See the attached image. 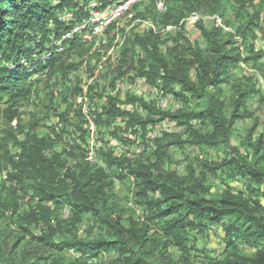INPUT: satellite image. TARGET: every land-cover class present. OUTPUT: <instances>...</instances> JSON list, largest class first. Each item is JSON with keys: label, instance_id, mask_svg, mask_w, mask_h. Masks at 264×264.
<instances>
[{"label": "trees", "instance_id": "trees-1", "mask_svg": "<svg viewBox=\"0 0 264 264\" xmlns=\"http://www.w3.org/2000/svg\"><path fill=\"white\" fill-rule=\"evenodd\" d=\"M111 1L0 0V103L7 104L0 136V264H264V133L256 134L264 94L254 76L233 75L242 64L264 79V49L256 45L258 32L264 35V0H167L164 13L153 3L137 12L161 24H177L201 9L220 18L233 11L239 20L226 21L233 32L199 23L204 46L173 38L165 53L160 35H133L131 42L143 56L138 71L180 107L161 109L128 97L147 109L142 117L115 108L111 99L101 123L108 127L117 116H127L111 134L131 146V137H120L121 128L145 140L148 123L173 121L177 131L155 138L147 159L107 150L102 153L107 169H101L77 148L65 150L59 138L38 137L34 130L24 135V125H38L39 111L30 113L27 124L21 118V107L37 85L33 77L47 64L50 72H67L72 65L64 57L79 44L75 37L57 54L52 39L86 16L91 2L101 9ZM65 12L74 19L60 20ZM255 96L261 105L250 111L247 102ZM14 119L15 127L10 125ZM242 122L251 125L233 144L235 127ZM185 143L211 148L216 157L197 163L188 159L180 174L171 168V149ZM8 146L17 150L15 155ZM211 178L223 184L220 191H212ZM115 179H131L143 219L126 213ZM235 180L244 189L232 186ZM212 226L224 231L221 253L194 259L192 233L203 235Z\"/></svg>", "mask_w": 264, "mask_h": 264}, {"label": "built area", "instance_id": "built-area-1", "mask_svg": "<svg viewBox=\"0 0 264 264\" xmlns=\"http://www.w3.org/2000/svg\"><path fill=\"white\" fill-rule=\"evenodd\" d=\"M166 1L112 0L101 9H95L97 3L91 2L86 16L51 41L54 53L58 54L67 49L65 47L67 41L76 37L79 44L72 51L83 45L87 47L85 54L80 57L73 55L69 57L66 62L72 66L64 73L50 72L51 65L47 64L49 58L45 55L42 60L47 64L46 68L35 75L39 76L40 87L36 85L21 107V118L29 117L38 106L43 105L45 108L43 123L48 129L47 135L59 138L65 150L77 148L76 150L83 153L85 160L92 166L107 169L102 156L107 150L133 159L128 147H133L134 143L128 146L111 134L115 127H123L128 117L117 116L108 127L101 121L106 119L105 111L111 99L114 100L115 108L129 113L138 112L140 108L137 107L140 104L138 101L128 102V97H141L147 105L161 109H164L166 103L173 101L171 94L165 93L156 83L150 84L147 76L140 74L137 60L133 64V70L124 72L120 69L122 47L130 34L152 33L167 37L168 34L176 33L182 25L193 28L196 24L198 19L196 11L189 13L178 24H161L137 14L150 3H153L157 12L164 13ZM72 19L73 14L70 12L60 16V20ZM260 23L264 26V15L260 17ZM138 49V58L142 59L139 46ZM11 125L15 127V119ZM102 126L107 129V133L103 132ZM122 129L120 131L122 139L128 137H131L132 141L137 139ZM177 129L171 120L162 119L148 123L145 128L144 147H152L155 138L161 137L164 133H173ZM9 149L11 154H16L15 148L9 146ZM64 212L67 214V209Z\"/></svg>", "mask_w": 264, "mask_h": 264}, {"label": "rangeland", "instance_id": "rangeland-1", "mask_svg": "<svg viewBox=\"0 0 264 264\" xmlns=\"http://www.w3.org/2000/svg\"><path fill=\"white\" fill-rule=\"evenodd\" d=\"M196 12L198 13V19H197L196 24L193 26V28L191 27L187 28L185 25H182L178 28L176 33L168 34L167 37H163L162 39L163 42L160 44L161 45L160 47L163 53L166 52V47L172 46V44L175 43V40H173V38L179 39L181 43H184L185 40H187L189 43L198 42L201 45H203L202 36H201L200 30L198 27L199 23L205 28L216 26V27L223 29L225 32H233L234 30L233 27L227 25L226 21L227 22L233 21L236 23L239 21V20L235 21L233 11L227 12L223 18H220L219 14L212 13L211 11L207 9H201ZM263 15H264V11L261 12L260 17H262ZM133 35L134 33L130 34L124 46L122 47V51H121L120 59L122 60H121L120 69L123 70L124 72L133 70L132 68H133L134 62L136 60L138 61L139 59H141V58H138V51H139L138 45L133 44L131 42ZM235 39L238 40L239 37L235 36ZM256 45L264 49V35L262 36L261 32H258V35L256 37ZM86 48H87L86 46L81 45L78 48V50L69 52L70 55L68 57H64V59L67 60L72 55L76 57H80L85 54ZM262 63H264V55H263ZM118 72L120 73V71ZM242 73L250 74L254 76L256 79H258V86L260 87L261 92L264 94V79L257 72L255 68L246 67L245 65L238 64L233 70V75L234 76L236 75L235 77H240ZM33 79L38 80L36 84H37V87H40L39 76H34ZM257 100H258L257 96L248 100L247 107L250 111H256L258 109V106L261 105L260 102H258ZM139 106L137 107V109L140 108V110H138V112L136 113L142 117L146 116L147 109H144L142 105H139ZM6 107H7L6 103L4 102L0 103V136L2 135V130L6 126L5 116H4V113H5L4 111ZM179 107H180V103L177 101H174L173 99L172 102L166 103V105L164 106V109H172V108H179ZM261 107H262L261 110L256 112V115L259 116V123H258V127L256 130V134L264 133V115H263L264 105H261ZM36 111H39L36 115L37 120H38V125L35 126L34 129H30L29 127L24 125V135L28 131L33 133V130H34V132L37 134L38 137H42V136L47 137L48 129L43 123L44 122L43 119L45 115V108L43 105H41L37 107ZM29 118L30 116L26 117L24 119L23 124H27L29 122L27 121L29 120ZM249 125H251L249 122H246V123L242 122L236 125L234 137L232 139L233 144H237L240 142V137L243 134V130H245L246 127H249ZM101 129L103 130L104 133H107V129L105 127L102 126ZM185 136L186 134H182L183 138H185ZM133 143H134L133 147H128V149L131 150L130 154H133V158L147 159L149 157L148 156L150 152L149 149L151 147L150 148L144 147L145 141L140 136L135 141H133ZM171 155L174 159V164L171 165V168L175 166L178 172L182 174L184 173V168H185V165L188 159L193 160L195 163H197L198 160H202L206 157L210 159L215 158L216 152L212 150L211 148L198 147V146L195 147V146H191L185 143L184 146H175L174 148H172ZM3 174H5V172H3ZM5 178H6L5 176H2V180ZM115 181H116L115 191L118 196V200L120 204L122 205V207L127 210L126 213L132 214L135 218H138L140 220L143 219L142 208H140L134 202V197L132 194L133 185L130 183L131 179H127L124 182L122 181L120 182V180H117V179H115ZM210 181L212 183V191L217 192L222 189L223 184L218 182L217 179L211 178ZM231 185L236 187L237 189H244L245 187L243 182L240 180H235L234 182H231ZM263 205H264V202H263ZM25 206L26 205L23 204L22 208H24ZM84 228L85 226L80 227L79 233H82ZM2 229H4V226L0 225V232ZM192 238L195 241L194 242L195 251H193V255H194V259H197V260L199 259L198 257H201L203 255H210L211 257L218 256L221 253V250L223 249V246H224V231L221 226H212L203 235H199V234L197 235L196 233H192ZM242 246L248 252L253 251V249L251 248H248L244 245ZM171 251L175 255H178V252H176L175 250L172 249Z\"/></svg>", "mask_w": 264, "mask_h": 264}]
</instances>
